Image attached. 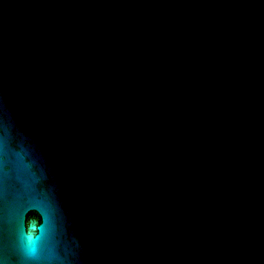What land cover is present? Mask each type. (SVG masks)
Wrapping results in <instances>:
<instances>
[{
    "label": "water",
    "instance_id": "obj_1",
    "mask_svg": "<svg viewBox=\"0 0 264 264\" xmlns=\"http://www.w3.org/2000/svg\"><path fill=\"white\" fill-rule=\"evenodd\" d=\"M0 264H264V0H0Z\"/></svg>",
    "mask_w": 264,
    "mask_h": 264
}]
</instances>
